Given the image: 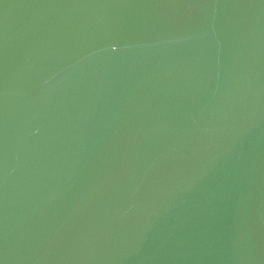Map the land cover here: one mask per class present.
Listing matches in <instances>:
<instances>
[{"label": "water", "instance_id": "1", "mask_svg": "<svg viewBox=\"0 0 264 264\" xmlns=\"http://www.w3.org/2000/svg\"><path fill=\"white\" fill-rule=\"evenodd\" d=\"M0 264H264V0H0Z\"/></svg>", "mask_w": 264, "mask_h": 264}]
</instances>
